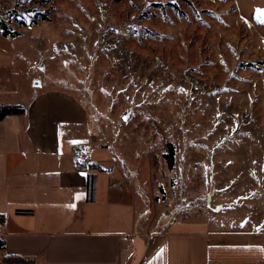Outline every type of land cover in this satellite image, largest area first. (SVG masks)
<instances>
[{
  "label": "rangeland",
  "instance_id": "obj_1",
  "mask_svg": "<svg viewBox=\"0 0 264 264\" xmlns=\"http://www.w3.org/2000/svg\"><path fill=\"white\" fill-rule=\"evenodd\" d=\"M255 18L237 0H0V25L20 33L0 29V51L21 93L60 88L84 105L87 136L114 151L104 167L124 174L137 232L209 220L264 245Z\"/></svg>",
  "mask_w": 264,
  "mask_h": 264
},
{
  "label": "crops",
  "instance_id": "obj_2",
  "mask_svg": "<svg viewBox=\"0 0 264 264\" xmlns=\"http://www.w3.org/2000/svg\"><path fill=\"white\" fill-rule=\"evenodd\" d=\"M237 4L247 17L264 11V0ZM6 62L0 51V107L20 104L25 112L0 119L5 254L27 264H264V245L250 233L209 220L172 219L162 230L137 232L124 174L104 167L114 151L87 136L84 105L60 88L21 93Z\"/></svg>",
  "mask_w": 264,
  "mask_h": 264
},
{
  "label": "trees",
  "instance_id": "obj_3",
  "mask_svg": "<svg viewBox=\"0 0 264 264\" xmlns=\"http://www.w3.org/2000/svg\"><path fill=\"white\" fill-rule=\"evenodd\" d=\"M43 19H47V15H42ZM37 22V21H36ZM0 29L2 30V34L6 37H15L19 33V31H15L12 29L5 20H2L0 25ZM25 112V107L20 104H3L0 107V119L5 117L8 114H21ZM168 158L169 165L173 167L175 161V145L172 142L168 143V153L166 154ZM92 168H101V165L94 164ZM88 197H94L95 191V176L94 174H89L88 176ZM4 214L0 213V222L4 221ZM4 249V241L0 239V250H2L1 257L3 258V262L6 264H27L29 262L28 259L22 256H18L15 254H5L3 252Z\"/></svg>",
  "mask_w": 264,
  "mask_h": 264
},
{
  "label": "snow or ice",
  "instance_id": "obj_4",
  "mask_svg": "<svg viewBox=\"0 0 264 264\" xmlns=\"http://www.w3.org/2000/svg\"><path fill=\"white\" fill-rule=\"evenodd\" d=\"M257 19L260 23H264V11H257Z\"/></svg>",
  "mask_w": 264,
  "mask_h": 264
},
{
  "label": "water",
  "instance_id": "obj_5",
  "mask_svg": "<svg viewBox=\"0 0 264 264\" xmlns=\"http://www.w3.org/2000/svg\"><path fill=\"white\" fill-rule=\"evenodd\" d=\"M41 67H42V66H41ZM40 84H41L40 80H36V81L34 82V85H40ZM130 114H131V112L126 113V114L124 115V119H128L129 116H130ZM0 264H1V263H0Z\"/></svg>",
  "mask_w": 264,
  "mask_h": 264
},
{
  "label": "built area",
  "instance_id": "obj_6",
  "mask_svg": "<svg viewBox=\"0 0 264 264\" xmlns=\"http://www.w3.org/2000/svg\"><path fill=\"white\" fill-rule=\"evenodd\" d=\"M83 158H84V160H88L89 159V155L86 154V155H84Z\"/></svg>",
  "mask_w": 264,
  "mask_h": 264
}]
</instances>
